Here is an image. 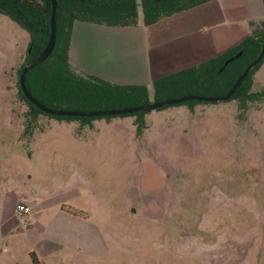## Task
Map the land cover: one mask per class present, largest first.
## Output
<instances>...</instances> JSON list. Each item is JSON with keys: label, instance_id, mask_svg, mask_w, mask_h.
<instances>
[{"label": "rangeland", "instance_id": "obj_1", "mask_svg": "<svg viewBox=\"0 0 264 264\" xmlns=\"http://www.w3.org/2000/svg\"><path fill=\"white\" fill-rule=\"evenodd\" d=\"M203 6L206 17L161 25L158 39L174 42L151 51L153 72L175 71L172 45L209 25L216 9L229 44L264 13L261 0ZM28 40L0 12V264H33L31 251L40 264H264V61L252 75L258 94L244 106L235 98L169 104L146 110L140 129L131 112L40 113L23 132L17 69ZM28 196L26 218L15 208Z\"/></svg>", "mask_w": 264, "mask_h": 264}, {"label": "trees", "instance_id": "obj_2", "mask_svg": "<svg viewBox=\"0 0 264 264\" xmlns=\"http://www.w3.org/2000/svg\"><path fill=\"white\" fill-rule=\"evenodd\" d=\"M206 1L208 0H56L54 46L45 59L27 69L24 75L25 85L36 99L54 108L89 110L147 103L151 99L145 84H117L75 68L69 55L73 22L84 20L106 25H149ZM261 1L264 10V0ZM51 8V0H0V12L19 23L29 36L23 61L17 69L18 75L22 66L33 61L48 41ZM249 25V31L242 40L221 53L195 65L155 77L152 80L153 99L161 100L187 93H225L245 66L259 54L264 44V17L251 20ZM240 49L243 50L242 53L220 69L225 59ZM262 61L264 52L229 98L237 99L242 106L255 98L258 93L251 89L252 75ZM17 86L19 97L28 106L24 114L23 132H26L33 127L38 115L46 112L23 94L18 80ZM197 101L202 100L187 99L181 102L192 105ZM166 105L169 104L159 107ZM145 111L140 109L131 112L137 114L138 129L144 126ZM49 115L67 119L87 118L79 115ZM30 256L33 264H40L34 251L30 252Z\"/></svg>", "mask_w": 264, "mask_h": 264}, {"label": "crops", "instance_id": "obj_3", "mask_svg": "<svg viewBox=\"0 0 264 264\" xmlns=\"http://www.w3.org/2000/svg\"><path fill=\"white\" fill-rule=\"evenodd\" d=\"M208 1L165 16L149 25L141 23L136 25H106L75 20L71 29L69 45L71 63L77 70H83L110 82L117 84H145L148 89L150 82H152L155 76L166 74L161 69L156 71V73L152 71L150 63L151 51L152 55H158L159 51H162L164 44L159 41H169L166 43L174 42L171 39H158L157 36L160 31L165 29L164 26H168V28L172 27V24L175 22H186L189 16L206 17L210 11H203L202 9L204 8L203 5L207 4ZM216 12L220 16L209 21V25L202 22L198 26L187 29L182 33L181 41H175L172 45L171 50L179 54L178 60H180L176 70L195 65L200 61L221 53L228 46L236 44V42L230 44L221 42L222 26L227 22V18L222 8L221 10L220 8L219 10L216 9ZM177 17H181V19L173 21ZM262 17H264V13ZM251 20H254V18ZM247 22L246 24L249 27V22ZM161 25L164 26L161 28ZM149 40H153L152 45ZM202 43H206L205 45L208 47L206 53L199 51L203 47ZM187 45L188 49L191 45L189 51L193 50L194 52L191 51L190 54L185 55L184 51ZM195 52L199 54L196 55L194 54ZM181 53H183V56H181ZM197 58L199 59L196 60ZM30 198L28 196L19 201H25L30 209ZM28 216L29 213L26 218Z\"/></svg>", "mask_w": 264, "mask_h": 264}, {"label": "water", "instance_id": "obj_4", "mask_svg": "<svg viewBox=\"0 0 264 264\" xmlns=\"http://www.w3.org/2000/svg\"><path fill=\"white\" fill-rule=\"evenodd\" d=\"M52 8H51V25H50V34L48 41L42 51L38 54V56L31 61L30 63H27L22 66V68L19 71L18 75V83L19 87L21 88L23 94L32 101L38 108L43 110L46 113L49 114H56V115H99V114H120V113H127V112H133L136 110H148L157 108L159 106H162L164 104H170V103H178L187 99H197V100H220V99H227L231 96L237 85L240 83L242 78L246 75V73L255 66L259 60L262 57V54L264 52V44L261 47V50L259 54L251 60L243 69V71L236 77L231 87L223 94L220 95H205V94H196V93H187L181 96L177 97H168L161 100H151L147 103L143 104H136V105H128L123 107H116V108H96V109H89V110H83V109H73V108H54L50 107L38 99H36L27 89L24 81V75L27 71V69L36 63L40 62L41 60L45 59L51 52L54 43H55V9H56V0H51ZM242 49L239 51L231 54L228 56L223 65L220 67L222 69L230 60L234 59L235 57H238L242 53Z\"/></svg>", "mask_w": 264, "mask_h": 264}, {"label": "built area", "instance_id": "obj_5", "mask_svg": "<svg viewBox=\"0 0 264 264\" xmlns=\"http://www.w3.org/2000/svg\"><path fill=\"white\" fill-rule=\"evenodd\" d=\"M16 212L17 214L26 217L29 213V206L25 201H19L16 204Z\"/></svg>", "mask_w": 264, "mask_h": 264}]
</instances>
